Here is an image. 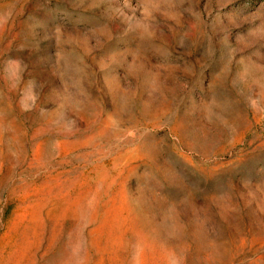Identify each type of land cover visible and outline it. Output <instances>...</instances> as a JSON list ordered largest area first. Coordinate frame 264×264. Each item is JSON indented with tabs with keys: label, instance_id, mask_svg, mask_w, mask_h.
<instances>
[{
	"label": "rangeland",
	"instance_id": "rangeland-1",
	"mask_svg": "<svg viewBox=\"0 0 264 264\" xmlns=\"http://www.w3.org/2000/svg\"><path fill=\"white\" fill-rule=\"evenodd\" d=\"M0 264H264V0H0Z\"/></svg>",
	"mask_w": 264,
	"mask_h": 264
}]
</instances>
